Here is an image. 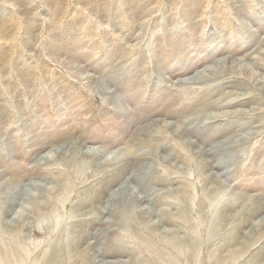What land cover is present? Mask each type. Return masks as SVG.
Segmentation results:
<instances>
[{
	"label": "rangeland",
	"instance_id": "obj_1",
	"mask_svg": "<svg viewBox=\"0 0 264 264\" xmlns=\"http://www.w3.org/2000/svg\"><path fill=\"white\" fill-rule=\"evenodd\" d=\"M225 60L232 85L182 82ZM259 78L264 0H0L1 256L16 251L17 264H264ZM221 97L234 107L211 105ZM226 111L250 124L211 119L201 130L212 140L201 139L205 130L188 136L194 150L224 140L233 150L198 156L177 137L183 123ZM76 147L95 155L73 158ZM148 167L154 173L144 180ZM36 182L44 191L27 189Z\"/></svg>",
	"mask_w": 264,
	"mask_h": 264
},
{
	"label": "bare ground",
	"instance_id": "obj_2",
	"mask_svg": "<svg viewBox=\"0 0 264 264\" xmlns=\"http://www.w3.org/2000/svg\"><path fill=\"white\" fill-rule=\"evenodd\" d=\"M233 59V58H232ZM241 63V62H240ZM231 65V64H230ZM235 66V65H234ZM229 66H228V63L226 62V60L222 63V65L221 66H216V68H214V69H212V72H211V74H204V73H202V72H200V73H202V74H197V75H195V74H193V75H195V76H192L191 75V77H189L186 81H185V79L184 80H182V82L183 83H187V84H191V85H198V86H200V88H202V86L204 87L206 84H205V82H208L209 81V83H210V81H215V80H219V79H221V81L222 80H224L225 81V83H230V85H232V81H235V79H227V78H225V76L227 75V74H229V73H226V71H228V68ZM206 69V68H205ZM207 70V69H206ZM205 71V70H204ZM206 72V71H205ZM210 73V72H209ZM228 76V75H227ZM230 76V75H229ZM233 76V75H232ZM262 78H259V81L256 83V84H258L257 86H259L258 87V90L261 92L260 93V95H264V80H261ZM256 80V79H255ZM220 81V82H221ZM216 82V81H215ZM218 82V81H217ZM223 82V81H222ZM212 83V82H211ZM224 83V82H223ZM228 83V84H229ZM235 83V82H234ZM233 83V84H234ZM205 84V85H204ZM215 84V83H214ZM102 86H104V85H102ZM173 86V85H172ZM195 86H194V88H195ZM225 86H227V85H225ZM221 87H223V86H221ZM230 87V86H229ZM232 87V86H231ZM179 88V87H178ZM217 88V87H216ZM220 88V87H219ZM100 92H102V93H104L105 95H111V94H114V90H112L111 88H109L108 86H104V87H101L100 88ZM206 92V91H205ZM204 93V92H203ZM241 95V94H240ZM238 98V97H237ZM241 99V98H240ZM235 100V99H234ZM234 101L233 100H228V98L226 97H224V98H219V99H217V100H215V101H213L212 103H211V105L213 104L214 105V107H219V106H229V107H231V106H233L234 105ZM210 104V103H209ZM208 104V105H209ZM207 105V104H206ZM205 105V106H206ZM207 105V106H208ZM234 107V106H233ZM260 108V107H259ZM253 109V108H252ZM247 110V109H246ZM253 111V110H252ZM253 112H255V111H253ZM236 112L234 111V112H232V111H226V112H223L222 114H219V113H216V114H214V113H210V114H205L203 117H199L197 120H193V121H190V123H187V122H185V123H183L182 125H180V126H178L177 127V131H176V134H177V137H179L181 140H182V142H183V145L184 146H186L187 148H190L191 150H192V152H193V154H196V155H205V154H207V155H216V154H218V153H224V152H229L230 150H233V144L234 143H231V142H228L227 140H224L223 142H217V144H215V145H213V146H211V148L209 147V148H207L208 146H206V148L205 147H199L198 148V150H194V147H196V143L193 141V140H191L189 137L190 136H188V135H190V133L188 132V130L190 129V130H192L193 129V132L195 133V134H197V133H199L200 134V132H203L204 130H205V134H204V136L202 135V133L200 134L201 136H202V140L203 141H210V140H212V134L211 135H208V134H206V128L204 129V130H201V128H204L203 126L201 127V125H202V123L204 122H206V123H208V124H210L212 121H211V119H213V121H217L218 119H227V117L228 118H230V117H233L231 120H229L228 121V126H227V128H230V127H232V126H234V125H236V126H239V127H245V126H247L248 124H250V123H246L245 121L244 122H242V120H240V117L238 118V117H236ZM258 114V113H257ZM243 115V114H242ZM250 115V114H249ZM200 116V115H199ZM250 117V116H249ZM214 119H216V120H214ZM184 122V121H183ZM255 123V122H254ZM167 126H169V128L171 129V130H173V128H172V125L171 124H166ZM189 125V126H188ZM207 125V124H206ZM193 127V128H192ZM176 128V127H175ZM256 128V127H255ZM163 129V128H162ZM208 129H210V127L208 128ZM264 129V128H263ZM242 130V129H241ZM259 130V129H258ZM175 131V130H174ZM208 131V130H207ZM208 132H210V131H208ZM253 132H255V131H253ZM211 133V132H210ZM241 135H243V134H241ZM214 136V135H213ZM250 137L252 136L251 134L249 135ZM245 139L246 138H248V136L246 135V133H245V136H243ZM241 138V137H240ZM240 138H238V139H240ZM200 139V140H201ZM236 139H237V137H236ZM179 140V139H178ZM180 140V141H181ZM206 141V142H207ZM236 142V141H235ZM214 143V142H213ZM211 144V143H210ZM244 145V144H243ZM81 147V146H80ZM79 147V148H80ZM79 148H77L76 147V149L74 148V151L73 152H69V153H71V156H73V158H79V159H85L86 158V156H93V155H95V151H94V149H87V150H85V149H79ZM150 148V147H149ZM176 148V147H175ZM97 149V148H96ZM159 149H158V147H153V148H150L149 150H148V152L150 153V154H153V152L154 153H156V151H158ZM188 150V149H187ZM186 150V151H187ZM190 150V151H191ZM240 150V149H239ZM141 151V150H140ZM139 151V152H140ZM145 151V150H144ZM144 151H141V152H144ZM189 151V150H188ZM241 151V150H240ZM57 152L59 153V154H63V153H65L66 152V148H63V147H60V148H58L57 149ZM147 152V151H146ZM147 152V153H148ZM126 153V152H125ZM189 153V152H188ZM102 154V153H101ZM121 154V153H120ZM128 154V153H127ZM126 154V155H127ZM125 155V156H126ZM124 156V157H125ZM64 157V156H63ZM114 157H116V156H114ZM192 157H193V155H192ZM72 158V159H73ZM119 159H122L123 160V158H120V157H118ZM203 158V157H202ZM206 158V157H205ZM125 160V159H124ZM164 160V159H163ZM78 161V160H77ZM126 161V160H125ZM204 161V160H203ZM228 161H229V159H223V160H221V162L220 161H218V164H217V166L219 165V166H224L225 164H228ZM120 162V161H119ZM124 163V162H123ZM214 163V162H213ZM122 166V165H121ZM216 166V167H217ZM149 168V167H148ZM114 169V168H113ZM122 169V168H121ZM152 167L151 168H149V170H150V172L149 171H147L144 175H146V177L145 178H143L144 180L146 179L147 180V177H149V176H151L152 175V173L151 172H153L154 173V170L152 169ZM111 170V169H110ZM119 173H120V171H119ZM151 174V175H150ZM137 176H138V178L140 177L139 176V174H137ZM142 179V180H143ZM141 180V184L143 185V181ZM161 180V179H160ZM131 182V181H130ZM120 184V183H119ZM104 185V184H103ZM126 185V184H125ZM124 185V186H125ZM150 182L148 183V185L146 184V186L144 185V188H146V190H147V188L149 189L150 188ZM43 184L42 183H40V182H36L35 184H33L32 186L30 185V186H28L27 187V189L28 190H31L32 188L33 189H40V190H42V191H44V189H43V187H45V186H43ZM127 186V185H126ZM25 187V186H24ZM23 187V189L22 188H20L19 190H21L22 192L24 191V193H25V188ZM30 187V188H29ZM99 188V187H98ZM125 188V187H124ZM123 188V189H124ZM128 190H129V188H127ZM131 189V188H130ZM116 190V189H115ZM157 190V189H156ZM155 190V191H156ZM123 191H125V190H123ZM143 191V190H142ZM152 191V190H151ZM110 192V191H109ZM119 192V191H118ZM135 192L137 193V190H136V188L134 187L133 188V194L135 195ZM153 192V191H152ZM151 192V193H152ZM27 193V192H26ZM45 193V192H44ZM131 193V194H132ZM145 193V192H144ZM156 193V192H155ZM117 194V193H116ZM143 194V193H142ZM15 195V194H14ZM20 195V191H18V193L15 195V197L17 198V196H19ZM110 195V194H109ZM108 195V196H109ZM138 195V194H137ZM137 195H135L136 197H137V199H139V200H147L146 198H147V195H146V193L144 194V196L143 195H141L140 196V194L137 196ZM98 196V195H97ZM111 196V195H110ZM14 197V198H15ZM31 197V196H30ZM36 197H37V195H36ZM38 197H40V196H38ZM157 196H155V198H156ZM98 198H99V196H98ZM116 198H118V197H116V195H113V197H112V201L111 200H109V201H111L113 204H114V201L116 200ZM120 198V197H119ZM118 198V199H119ZM150 198H151V196H150ZM127 199V198H126ZM37 200V199H36ZM136 201V200H135ZM13 202V201H12ZM148 202V201H147ZM149 202H150V200H149ZM9 203V202H8ZM8 203H4L5 205H4V210L6 211V212H8L9 211V206L8 205H12V203H11V201H10V204H8ZM100 203V202H99ZM109 203V202H108ZM136 203V202H135ZM142 203H144V202H142ZM38 204V203H37ZM111 204V203H110ZM150 208L151 207H149V210H150ZM134 209V208H133ZM104 211V210H103ZM148 211V210H147ZM118 212L119 213H121V211H119L118 210ZM145 212V211H144ZM153 212V211H152ZM96 213V212H95ZM105 213H106V210H105ZM151 213V212H150ZM155 213V212H154ZM97 214V213H96ZM133 213H132V211H130V210H125L124 209V212L122 213V215L123 216H127L128 215V218H129V216L130 215H132ZM152 214V213H151ZM6 214H4V216H5ZM141 215V214H140ZM12 216V215H11ZM3 217V216H2ZM7 217V216H6ZM214 217V216H213ZM17 217H12L11 219H9V220H5V225H3L2 227H3V229L4 230H6L7 231V229H9V226L7 225V223L8 222H13V221H16L15 219H16ZM160 218V217H159ZM216 219V218H215ZM218 219V218H217ZM3 221V220H2ZM23 222V221H22ZM147 222V221H146ZM264 222V221H263ZM3 223V222H2ZM262 223V222H261ZM27 224H28V222H27ZM146 225V224H145ZM259 225V224H258ZM261 225V224H260ZM262 225H264V223L262 224ZM12 226H14V225H12ZM215 227V226H214ZM218 227V226H217ZM216 228V227H215ZM26 229V228H25ZM9 231V230H8ZM11 232V231H10ZM7 233V232H6ZM7 235V234H6ZM5 235V236H6ZM13 236H11L12 237V242H14V241H17L16 239H17V235H18V233H14V234H12ZM66 236H68V235H66ZM21 238V237H20ZM7 240V239H6ZM20 241V240H19ZM22 241V240H21ZM116 242V241H115ZM256 242V241H255ZM254 243V242H253ZM261 248V247H260ZM11 250V249H10ZM2 256H1V254H0V264H17V260H15V257L16 256H18V255H16V254H18V253H16V251L15 252H13V251H8V250H6V252L4 253V250L2 251ZM6 256V258H4Z\"/></svg>",
	"mask_w": 264,
	"mask_h": 264
}]
</instances>
